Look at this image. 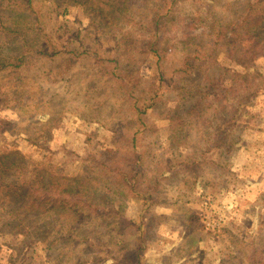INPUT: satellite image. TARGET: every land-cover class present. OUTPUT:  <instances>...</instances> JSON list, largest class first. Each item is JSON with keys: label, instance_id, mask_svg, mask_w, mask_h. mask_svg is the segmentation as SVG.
<instances>
[{"label": "rangeland", "instance_id": "rangeland-1", "mask_svg": "<svg viewBox=\"0 0 264 264\" xmlns=\"http://www.w3.org/2000/svg\"><path fill=\"white\" fill-rule=\"evenodd\" d=\"M32 6L0 18V157L92 207L0 188V264H264V0Z\"/></svg>", "mask_w": 264, "mask_h": 264}, {"label": "trees", "instance_id": "trees-1", "mask_svg": "<svg viewBox=\"0 0 264 264\" xmlns=\"http://www.w3.org/2000/svg\"><path fill=\"white\" fill-rule=\"evenodd\" d=\"M50 1L58 6L63 4L85 6L91 13H94L96 16H103L107 21H118L119 17H115V15L117 12L122 13L126 4V0L124 2L120 1L116 5L112 3L113 0H103L104 4L109 6L104 9L95 0ZM33 2L34 0H0V10L3 8L4 12V14H0V18L3 16L6 22H11L4 29L12 30L16 28L19 20L21 18L25 19L27 11L32 10ZM5 67V65H0V69ZM11 156L0 157L1 159L6 158L5 160H7L2 161L0 159V188L8 189L11 195L17 197L18 203H29V211L32 212H36V209H38L40 214L49 215L51 213H58L60 214V218L64 215H72L79 212L82 213L81 215H87L86 211H88V207H92L91 199L84 192L87 187L83 191L79 187L80 182H77L74 186H65L53 180V177H47L45 172H41L39 175L36 174L32 178L27 172L21 171L26 165L19 161V155H15L17 157L16 159L10 160L9 158ZM5 176H7L6 178L12 179V181L6 182L4 180Z\"/></svg>", "mask_w": 264, "mask_h": 264}]
</instances>
